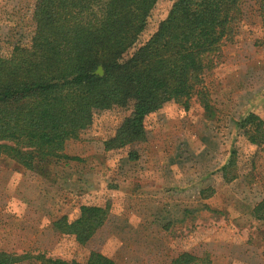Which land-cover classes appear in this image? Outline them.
<instances>
[{"label": "rangeland", "instance_id": "374dc122", "mask_svg": "<svg viewBox=\"0 0 264 264\" xmlns=\"http://www.w3.org/2000/svg\"><path fill=\"white\" fill-rule=\"evenodd\" d=\"M33 4L0 0L1 53L16 40L28 41ZM170 4L157 5L146 35ZM257 10L243 6L233 39L222 44L204 75L211 118L196 98L187 110L168 104L145 120V142L117 153L105 151L103 142L123 113L103 112L66 143L64 154L76 160L52 162L44 176L2 156L0 251L80 263L98 252L116 264H171L182 253L207 257L210 264H263L264 223L250 211L264 198V152L234 124L248 113L264 117V26ZM232 149L238 177L225 183L219 169ZM129 151L136 161H128ZM81 206L107 209L103 226L83 246L52 227Z\"/></svg>", "mask_w": 264, "mask_h": 264}, {"label": "trees", "instance_id": "16d2710c", "mask_svg": "<svg viewBox=\"0 0 264 264\" xmlns=\"http://www.w3.org/2000/svg\"><path fill=\"white\" fill-rule=\"evenodd\" d=\"M161 1L34 0L28 41L16 40L8 53L0 52V158L44 176L50 163L76 160L64 154L66 143L78 140L95 115L114 109L123 117L103 147L117 153L145 142V120L168 104L187 110L196 98L211 118L204 75L222 44L233 39L245 4L257 6L264 26V0H171L166 16L146 35ZM234 124L264 152V117L248 113ZM126 156L137 160L135 151ZM219 172L225 183L238 177L234 149ZM250 216L264 223V198ZM106 219L107 209L81 206L52 227L83 246ZM262 256L264 261V250ZM0 264L116 263L98 252L80 263L0 251ZM171 264L210 260L182 253Z\"/></svg>", "mask_w": 264, "mask_h": 264}]
</instances>
